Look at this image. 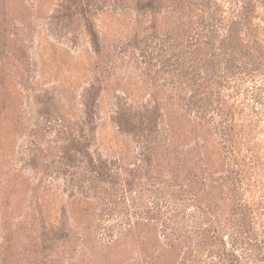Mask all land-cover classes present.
Wrapping results in <instances>:
<instances>
[{
    "label": "rangeland",
    "instance_id": "1",
    "mask_svg": "<svg viewBox=\"0 0 264 264\" xmlns=\"http://www.w3.org/2000/svg\"><path fill=\"white\" fill-rule=\"evenodd\" d=\"M147 1L0 0V264H178L158 225L100 215L62 147L132 161L119 116L149 94L133 39L164 28ZM242 113L234 139L183 121L173 141H198L212 171L238 180L258 220L246 261L264 264V106Z\"/></svg>",
    "mask_w": 264,
    "mask_h": 264
},
{
    "label": "trees",
    "instance_id": "2",
    "mask_svg": "<svg viewBox=\"0 0 264 264\" xmlns=\"http://www.w3.org/2000/svg\"><path fill=\"white\" fill-rule=\"evenodd\" d=\"M145 5L163 15L164 28L154 25L133 39L149 94L141 108L119 116L120 131L137 150L132 161L96 156L83 142L63 145L65 158L75 162L84 193L101 200L102 217L130 229L139 221L158 225L179 252L178 264H251L246 254L258 220L240 183L212 171L198 141L180 146L173 135L189 121L234 139L243 110L264 106V0Z\"/></svg>",
    "mask_w": 264,
    "mask_h": 264
}]
</instances>
